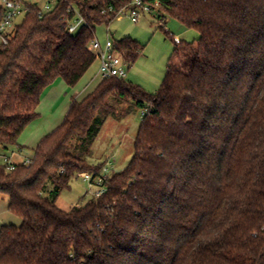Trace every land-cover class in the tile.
<instances>
[{
    "label": "trees",
    "instance_id": "obj_1",
    "mask_svg": "<svg viewBox=\"0 0 264 264\" xmlns=\"http://www.w3.org/2000/svg\"><path fill=\"white\" fill-rule=\"evenodd\" d=\"M131 1L60 0L42 16L30 4L12 40L0 43L3 153L38 117L50 84L75 86L94 64L96 27L116 20L107 7ZM159 1L160 14L200 37L174 39L156 93L104 79L72 99L29 165L0 164V199L22 219L0 229V264H264V0ZM71 5L84 19L74 33ZM113 41L129 63L144 49L131 37ZM136 108L145 114L129 164L111 172L101 197L61 208L78 173L105 166L75 154V143L85 148L106 115Z\"/></svg>",
    "mask_w": 264,
    "mask_h": 264
},
{
    "label": "rangeland",
    "instance_id": "obj_2",
    "mask_svg": "<svg viewBox=\"0 0 264 264\" xmlns=\"http://www.w3.org/2000/svg\"><path fill=\"white\" fill-rule=\"evenodd\" d=\"M27 1L43 3L45 0ZM126 14L122 19H116L110 25H98L95 38L102 44L107 39L120 40L125 37H131L140 42L144 49L135 62H126L127 77L125 79L140 85L148 93L154 94L161 87L168 65L174 55L177 46L174 39L192 42L197 40L200 34L197 30L184 26L167 13H142L137 22L129 17V13ZM163 21H167L165 26L162 25ZM97 64V61H95L76 84L77 87H81L85 81L95 74ZM143 112L141 108H136L124 116L120 113L104 115L105 123L98 136L93 142L86 144L85 148L80 147V143L76 142L75 154L86 157L93 165L101 163L106 165L111 172H121L132 158L134 141L144 117ZM88 151L90 155H88ZM12 152L16 154H12ZM19 152L15 148L7 153L0 150V164H7L6 159L11 162H20L24 157H32L34 154L29 149ZM89 188V185L77 175L72 180L71 187L63 190L58 197V205L68 210L73 206L84 203L91 197L87 193ZM8 206L9 198L3 196L0 199V229L3 226H21L22 224V219L13 214Z\"/></svg>",
    "mask_w": 264,
    "mask_h": 264
},
{
    "label": "built area",
    "instance_id": "obj_3",
    "mask_svg": "<svg viewBox=\"0 0 264 264\" xmlns=\"http://www.w3.org/2000/svg\"><path fill=\"white\" fill-rule=\"evenodd\" d=\"M60 0H45L43 3L39 1L27 0H0V43L8 44L18 27L22 24L26 15L30 12V4H37L40 8V15L47 14L53 11ZM161 2L159 0L154 3L146 2L145 0H132L130 4L121 6L117 10L110 4L105 12H116V19H122L126 13L129 17L137 22L142 13L158 12ZM70 11H74V16L70 22L69 31L74 33L78 30L84 22L79 10L71 5ZM167 21H163L162 25L165 26ZM177 41L179 39L176 38ZM91 50L96 54L97 61V75L101 80L117 77L124 79L127 77V70L125 68L126 60L121 52L114 48V41L107 39L102 44L98 39L94 38L90 43ZM145 111L143 112V115ZM7 158V157H6ZM8 168L14 170L16 164L6 159ZM32 158L24 160L23 164L29 165ZM111 171L106 165L99 173H92L90 171H83L77 175L81 177L88 185L89 191L87 192L91 197L99 198L107 191V180Z\"/></svg>",
    "mask_w": 264,
    "mask_h": 264
},
{
    "label": "crops",
    "instance_id": "obj_4",
    "mask_svg": "<svg viewBox=\"0 0 264 264\" xmlns=\"http://www.w3.org/2000/svg\"><path fill=\"white\" fill-rule=\"evenodd\" d=\"M101 81L97 71L81 87L70 86L62 78H57L42 93L41 102L37 109L38 117L25 128L18 138L17 144L11 146L7 152H10L13 148L20 151L19 153L25 151V149L34 152L40 140L62 123L72 99L82 101L88 94L93 92ZM97 82L98 84H96ZM12 154L16 153L12 152ZM33 155L32 157H24L20 162L13 163H23L25 159L33 158Z\"/></svg>",
    "mask_w": 264,
    "mask_h": 264
}]
</instances>
